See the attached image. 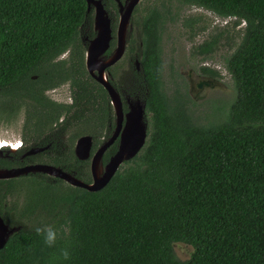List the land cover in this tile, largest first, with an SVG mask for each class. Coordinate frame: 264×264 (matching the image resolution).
I'll return each instance as SVG.
<instances>
[{"label":"trees","instance_id":"obj_1","mask_svg":"<svg viewBox=\"0 0 264 264\" xmlns=\"http://www.w3.org/2000/svg\"><path fill=\"white\" fill-rule=\"evenodd\" d=\"M103 1L112 16V3ZM180 1L234 18L233 28L242 23L237 44L224 57L234 93L223 115L197 122L182 78L183 92L166 94L160 42L169 11L162 3L148 7L142 20H131L141 31L144 145L94 192L60 180L30 181L31 204L13 207L23 222L0 248V264H264V0ZM196 20L182 21L191 35L204 29L195 28ZM92 22L84 0H0V112L21 108L28 128L30 110L39 109L43 117H35V125L43 130L59 116L54 112L64 111L63 127L90 135L95 146L109 117L105 93L84 66L81 38L93 36ZM227 28L195 45L193 53L203 58L216 52ZM197 72L219 78L210 67ZM63 82L70 87L68 105L44 94ZM115 150L107 148L102 161ZM52 153L53 164L90 181L88 160L54 142ZM5 182L11 190L10 181L0 184ZM38 205L46 212L34 214ZM45 225L58 233L53 247L35 231ZM176 244L191 247L188 258L176 255ZM65 248L69 260L60 256Z\"/></svg>","mask_w":264,"mask_h":264},{"label":"flooded vegetation","instance_id":"obj_2","mask_svg":"<svg viewBox=\"0 0 264 264\" xmlns=\"http://www.w3.org/2000/svg\"><path fill=\"white\" fill-rule=\"evenodd\" d=\"M101 4L106 11L108 18L110 20V37L108 40V44L106 49L102 52L100 55V58L104 61L109 58V56L113 53L114 49L117 45V36H116V28L117 23L119 19V5L118 2H120L121 6H125L129 4L130 0H108L109 3H112L115 8H112V5L110 6V11L112 16H110V13L105 8V2L103 0H100ZM114 3V4H113ZM140 3V0L135 4L133 7L130 17H129V23L126 29L125 37H124V48L121 56L111 65H108L104 68L103 73L106 75L108 83L111 85L113 90L118 94L119 99L121 101V109L123 115L128 111L129 103H132L134 101H144L142 98V92L145 89V79H144V73L142 70L141 62L139 61V57L141 54L140 48L142 46L141 42V31L139 30V26L132 24L131 20L134 17H137L138 20L141 19V14H145L144 10L142 13H140L138 9V5ZM137 10V11H136ZM89 12H92V18H93V7L91 6ZM167 17L169 16V12L166 14ZM113 18L116 19L114 27H112ZM92 30H93V36H82V43L84 44V49L86 50L88 42L95 36V31L93 29V22H92ZM133 46V50H132ZM65 53L61 55V57H64ZM85 55V51H84ZM162 67V62H161ZM162 70V69H161ZM199 75L202 77H211L212 76L204 75L198 72ZM137 76H140L141 78L138 79ZM32 78H35L34 76ZM93 79V78H92ZM96 84L101 88V91H104L105 96L107 98V110L106 114L109 118L106 119L105 122V128L102 134L97 138V144L93 146V139L91 137V148H90V156L96 151V149L107 139H109L112 134L115 131L116 128V115L114 112L113 105L111 104V100L109 97V94L107 90L102 86L101 83L97 82L95 79H93ZM144 82V84L141 83ZM199 81H197L195 84H197ZM67 83L68 92H69V101L68 102H62L57 101L56 99H53L50 97L47 92L49 90H54L60 86L45 89L44 94L50 98L52 101L68 105L71 103V97H70V87L68 82ZM62 84V83H61ZM197 88V86H196ZM207 88V86H202L201 88L194 93L193 99L199 100L203 96V91ZM194 100V101H195ZM96 113L98 115V122H100L99 116L102 115V111L100 109L99 105V98L97 99L96 104ZM33 109V108H32ZM30 115L33 116V118L28 122V128H24V122H25V116L24 111L20 109L18 110H10V111H1L0 112V119L4 120L5 118L8 119H14L16 116L20 117L22 119V125H21V131L20 136L17 139H8V138H0V159H3L4 161L0 163V169H11V168H22L26 166H33V165H49L60 168L62 171L67 172L77 178L75 175L70 173L69 171L64 170L61 166L53 164L51 162L52 156H53V142L56 146V148L64 149V148H71L73 155L74 153V146L77 141V139L83 135H75L74 130H76L75 127L72 129L69 128V125L66 124L65 127H63V121L65 119L66 112L61 111L59 113L54 112L55 114L59 115L54 116L50 119L52 121L49 123L48 129L40 128L41 126H36L35 117H43L41 115L42 111L39 109L30 110ZM145 117H147V114L145 112ZM99 124V123H98ZM80 127H83L82 123H78V131ZM90 136V135H89ZM118 143V136L113 140V142L107 147L109 148L111 145H116L117 148ZM106 148V150H107ZM105 150V151H106ZM104 151V153H105ZM103 153V154H104ZM76 157V156H75ZM103 157V155H102ZM110 157V156H109ZM108 157V158H109ZM64 159V158H63ZM78 159V158H76ZM79 160V159H78ZM89 162V158L86 159ZM108 160V159H107ZM102 161V160H101ZM107 162V161H106ZM103 162L102 163H106ZM34 178H43L42 180H47L49 182H54L57 180H60L66 184L64 180L49 175L47 173L36 171V172H28L26 174H20L15 177L7 178V179H0V181H10L12 183V189L6 190V182L3 184H0V218L3 220L5 224H7L9 227H18V229L22 226L21 222H23L21 219H18L14 216L13 207L18 208H24L27 205H30L29 202V189H31L30 181H33ZM79 179V178H77ZM81 180V179H79ZM69 185V184H68ZM71 186V185H70ZM74 187V186H73ZM34 214L42 212L45 213V209H41L38 205L33 209Z\"/></svg>","mask_w":264,"mask_h":264},{"label":"rangeland","instance_id":"obj_3","mask_svg":"<svg viewBox=\"0 0 264 264\" xmlns=\"http://www.w3.org/2000/svg\"><path fill=\"white\" fill-rule=\"evenodd\" d=\"M160 3L168 8L169 16L171 15V18H173L169 20V16H166L161 29V73L164 90L169 96L174 94L175 88L183 92L180 82L182 78L185 82L187 94L192 101V104L188 103L187 107L193 118L199 123L216 120L220 115H223L222 112H224L234 93L230 76L224 66V57L237 44L242 23L233 28L231 25L234 18H221L209 10L187 5L180 0H140L138 11L142 13L152 5L159 7ZM192 17L197 19L195 28L198 26L204 27L202 31L194 35H191L182 25L184 19ZM224 27L228 28L226 33L222 34V40L216 52L203 58L193 53L195 45ZM227 35L232 36L231 40H228ZM200 66L215 69L219 74V78L214 79L218 80L221 85L214 88H205L203 91L204 97L195 100L189 94V88L192 87V93H196L195 83L202 77L197 72ZM47 94L57 101H69L67 83H62L58 88L49 90ZM21 125V116H16L11 120L8 118L0 119V138L17 139L20 136ZM174 251L180 259H185L188 258L191 247L176 244L174 245Z\"/></svg>","mask_w":264,"mask_h":264},{"label":"water","instance_id":"obj_4","mask_svg":"<svg viewBox=\"0 0 264 264\" xmlns=\"http://www.w3.org/2000/svg\"><path fill=\"white\" fill-rule=\"evenodd\" d=\"M84 1L86 2L87 10H89L91 6L93 7V29L95 31V36L88 42L85 50L84 66L87 73L97 82L101 83L109 94L116 115L115 131L112 136L104 141L91 156V136L83 135L77 139L74 146V153L79 160H86L89 158V182L79 180L71 174L62 171L60 168L49 165H33L22 168L0 169V179H7L28 172L41 171L58 177L71 186L80 187L87 191L94 192L103 188L119 169L120 165L133 158L145 143L147 137L145 102L137 100L129 103L128 111L123 115L119 96L108 83L106 75L103 73L104 68L118 60L123 52L124 37L129 23V17L133 7L139 0H130L129 4L125 6H121L120 2H118L119 19L116 28L117 45L109 58L104 61L100 58V55L106 49L108 44L110 37V20L100 0ZM219 85H221L220 82L211 77H201L196 84L197 91L202 86L214 88ZM189 94L191 97L194 96V93H192V87L189 88ZM117 136V148L108 158L107 162L103 164L101 161L102 155ZM17 230L18 227H9L0 218V248L3 247L8 237Z\"/></svg>","mask_w":264,"mask_h":264},{"label":"clouds","instance_id":"obj_5","mask_svg":"<svg viewBox=\"0 0 264 264\" xmlns=\"http://www.w3.org/2000/svg\"><path fill=\"white\" fill-rule=\"evenodd\" d=\"M35 231L38 235L43 237V242L46 246L53 247L56 245L58 239V233L56 229L51 226L45 225L43 227H37ZM60 256L64 260H69L71 257V253L67 248H65L61 250Z\"/></svg>","mask_w":264,"mask_h":264}]
</instances>
